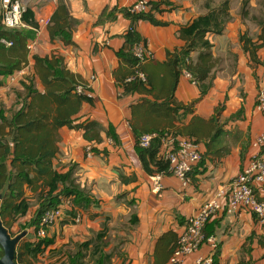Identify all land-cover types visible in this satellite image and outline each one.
I'll return each mask as SVG.
<instances>
[{"label":"crops","instance_id":"crops-1","mask_svg":"<svg viewBox=\"0 0 264 264\" xmlns=\"http://www.w3.org/2000/svg\"><path fill=\"white\" fill-rule=\"evenodd\" d=\"M23 1L31 2L28 6L39 21L38 31L28 24L25 27L35 31L27 42L26 65L27 74L34 78V87L41 93L46 91L35 67L34 56L57 58L61 65L87 82L93 93V101L83 102L72 120L76 123L97 122L101 137L99 142L86 139L84 129L67 125L52 127L50 131L57 148L53 168L61 173L72 172V179L85 192L87 201L82 207L75 205L74 211L82 215L80 223H75L72 210L62 205L63 217L47 229V236L54 238L55 242L45 254L57 252L68 244H83L106 227L105 252L113 254L109 264H171V257L167 259L161 253L156 255L158 239L169 231L179 237L189 218L213 196L217 187L228 184L260 153L252 142L264 124L263 115L256 109L264 77V65L257 60L264 61V42L259 40L262 27L255 15L263 7L264 0H230L231 20L224 33L209 34L217 63L208 92L202 96L199 85L183 72L175 98L180 103L191 105L190 109H179L171 122L163 117L149 118L163 127L172 124L184 129L196 125L194 119H202L203 127H206L205 134L201 128L197 135L201 139L203 158L191 171L189 182L184 184L180 178L168 174L162 178L158 192L152 190L153 174L143 167L132 127L133 105L146 98L155 100V94L120 96L121 89L115 75L116 71H125L117 51L124 44L123 34L132 25L122 8L139 0H64L69 14L78 20L70 33L71 42L60 37L52 39L50 24L40 23L41 19L52 17L62 0ZM170 2L174 4L173 9L157 14L165 25H154L146 20L137 24V30L148 41L156 62H164L169 51L184 44L178 36L179 27L205 12L202 0ZM243 8L247 12L245 16ZM242 35L251 37L254 45H260L256 48L255 60L244 48ZM29 45L33 47L30 49ZM197 55L198 52H193L192 58L196 60ZM0 78L7 81L4 75ZM31 99H27V91L21 81L8 87L0 86V135L4 139L11 141L14 137V116ZM214 118L217 121L211 123ZM49 121L53 122L52 119ZM217 129H221L218 134ZM88 146L96 149L91 156L86 154ZM12 158L8 160L10 168ZM31 171L33 187L38 188L34 191L25 185L30 202L32 197H39L44 185L43 179L37 180L38 172L34 168ZM257 191L259 199L264 201V184L259 185ZM224 204H227L226 200ZM226 208L205 228L206 233L215 235L220 243L216 264H264V222L247 210L229 212ZM31 211L30 208L27 215L19 216L17 220L30 216ZM6 220L11 233L19 234L13 233L17 220L12 224L8 223L9 218ZM27 232L18 249L28 241L39 239L33 227ZM113 247L117 252L112 250ZM208 252L209 247L204 245L188 256L186 262L194 264L199 255Z\"/></svg>","mask_w":264,"mask_h":264},{"label":"trees","instance_id":"trees-1","mask_svg":"<svg viewBox=\"0 0 264 264\" xmlns=\"http://www.w3.org/2000/svg\"><path fill=\"white\" fill-rule=\"evenodd\" d=\"M230 3V0H202L205 12L179 27L178 36L184 44L169 51L164 62H156L154 58L139 57L135 54L134 48L138 44H143L148 48V41L138 32L137 24L141 20H146L154 25H165V22L157 18V14L173 9L174 4L170 0L149 1V9L142 12H132L128 7L122 8L124 15L131 19L132 25L123 34L124 44L117 51V56L125 70L120 73L115 72L121 89L120 96L142 93L145 95L155 94L156 97L155 100L146 98L133 105L132 127L137 140L139 156L144 169L150 174L164 173L168 175L169 161L161 155L159 140H154L148 147L140 146L139 139L143 134L164 135L168 133L175 138L180 136L196 143L201 140L197 135L201 128L202 132L206 129L203 127L202 119H194L196 125L184 129L172 124L163 127L160 123L149 118L163 117L171 122L174 113L179 109H190L191 105L180 103L175 98V90L184 70L192 74L193 79L200 87L202 96L208 92L213 69L217 63L212 52L213 44L209 39V34L221 35L224 33L231 20ZM242 11L244 16L247 15L245 8ZM23 19L33 29L39 27L35 12L29 6ZM259 23L262 27L259 40L264 42V18L259 20ZM49 24L52 39L60 37L66 42H71L70 33L78 24V20L69 14L68 7L62 0L50 18ZM33 29L25 27L7 29L1 24L0 75H4L6 80L10 75L27 65L29 51L27 42L35 32ZM3 39L12 41L13 44L6 46L2 42ZM241 41L255 60L256 48L260 45H254L253 39L247 35H242ZM252 46L253 48H251ZM193 52H198L196 60L192 58ZM34 59L35 67L41 75L46 91L41 93L34 87V78L30 74L20 80L27 91V99L29 97L32 99L29 103L25 102L23 108L15 114L16 132L11 141L0 135V198L2 200L1 216L5 226L7 218L10 219L8 223L12 224L19 216L27 215L31 208V202L26 195L25 185L32 187L34 191L38 188V186L33 187L34 177L31 176V170L34 168L38 172L37 180L39 178L44 180V185L41 186L42 191L38 197L40 208L32 221L35 231H37L41 227L45 213L59 207L63 198H71L74 204L79 207H82L87 201L85 192L72 179V172L61 173L53 168V157L56 155L57 148L50 132L52 127L58 128L67 125L70 128H82L85 130L86 139H96L98 142L101 141V137L97 122L76 123L72 120L73 115L80 110L83 102L93 101V98L86 93L77 92L78 86H82L84 90L90 89L87 82L61 65L57 58L50 59L35 55ZM257 62L264 65V61L257 60ZM138 73H143L145 80L140 78ZM130 77L132 79H129ZM6 82L0 78V86L5 85ZM53 112L55 113L53 114ZM50 119L53 122H50ZM216 121L217 119L214 118L211 123ZM220 131L221 129H217V134ZM93 151L96 149L93 148ZM10 157H13L11 168L8 165ZM72 212L73 216L76 215V211L72 210ZM136 221L134 220V222ZM106 232V227H104L96 234V237L79 244V253L75 259H70L69 264L111 263L113 254L105 252L104 236ZM178 240L177 233L173 231L164 233L158 239L156 255L161 253L167 259L170 258L178 245ZM54 242V238L47 235L34 242L28 241L17 250L16 259L21 263L32 264V262H27L26 256L33 260L38 259ZM2 255L3 250L0 246V257ZM87 256L90 260L86 259ZM51 264H65V262L59 257Z\"/></svg>","mask_w":264,"mask_h":264},{"label":"built area","instance_id":"built-area-1","mask_svg":"<svg viewBox=\"0 0 264 264\" xmlns=\"http://www.w3.org/2000/svg\"><path fill=\"white\" fill-rule=\"evenodd\" d=\"M1 6V24L7 29L26 27L23 16L28 9V4L23 0H0ZM150 7L148 0H139L129 6L132 12L147 11ZM50 19H41L43 25L49 24ZM38 31V28H34ZM2 42L6 46H11L12 41L3 39ZM33 46L29 45L31 49ZM134 52L139 57L154 58L153 53L143 44H138L134 48ZM185 75L192 79L193 76L187 70L183 71ZM27 67L24 66L20 70L8 77L3 87H8L17 83L27 76ZM139 77L145 80L143 73H138ZM129 79H132L131 77ZM78 93H86L93 98L90 89L84 90L82 86L77 87ZM256 109L264 118V77L261 81V87L258 92ZM154 140H159L161 145V155L165 160L169 161V174L180 178L184 184L189 182V176L196 164L202 159L200 144L191 139L184 137H174L168 133L160 135L158 133H145L139 143L142 147H148ZM253 146L260 150L255 155L250 164L241 171L228 184H222L213 193V196L204 204H202L191 216L185 225L184 230L179 235L178 245L170 258L171 264H188L187 257L195 254L199 249L207 245L209 252L206 255H199L194 264H216V253L219 249V240L215 235L206 233L208 222L216 216L220 211L226 208L229 212H235L244 209L254 214L258 220L264 222V201L258 197V187L264 184V124L260 134L253 140ZM93 153L92 146L86 148V154L91 156ZM164 173H156L151 176L152 190L158 192L162 187V178ZM226 200L227 204H224ZM61 205L55 209L48 210L42 218L41 227L37 230L38 237L43 238L47 235V229L58 222L64 215L63 206H67L71 210H75V204L71 198H63ZM75 223L82 221V215L76 213L74 216Z\"/></svg>","mask_w":264,"mask_h":264},{"label":"rangeland","instance_id":"rangeland-1","mask_svg":"<svg viewBox=\"0 0 264 264\" xmlns=\"http://www.w3.org/2000/svg\"><path fill=\"white\" fill-rule=\"evenodd\" d=\"M29 3H31V2H27V4H29ZM263 3H264V1H263ZM255 17L258 20H261L264 18V4H263V7H260V10L257 13V15H255ZM39 208H40V200H38V198L36 196L32 197L31 198V210L32 211L30 213V216L23 217L20 220H17L16 223L14 224L16 226L13 228V233H17V232L21 233L22 231L27 230V229H31L32 227L35 230V226H33L32 221H33L37 211L39 210ZM78 245L79 244H74V245L68 244L65 247L59 248L61 250H59L57 252L46 253L44 255H41L38 259H35V260H31L29 258V256L28 257L26 256V260H27V262H32V264H51L52 263L51 260L55 261V258L61 257L63 259V261L65 262V264H69L70 259H75V257L79 253ZM112 250L117 252L115 247H113ZM86 259L90 260V258H88V257Z\"/></svg>","mask_w":264,"mask_h":264},{"label":"water","instance_id":"water-1","mask_svg":"<svg viewBox=\"0 0 264 264\" xmlns=\"http://www.w3.org/2000/svg\"><path fill=\"white\" fill-rule=\"evenodd\" d=\"M28 234L27 230L17 235H13L4 225L1 216V198H0V246L3 255L0 257V264H19L17 261V250L21 240Z\"/></svg>","mask_w":264,"mask_h":264},{"label":"bare ground","instance_id":"bare-ground-1","mask_svg":"<svg viewBox=\"0 0 264 264\" xmlns=\"http://www.w3.org/2000/svg\"><path fill=\"white\" fill-rule=\"evenodd\" d=\"M178 227V226H177ZM155 264V263H154Z\"/></svg>","mask_w":264,"mask_h":264}]
</instances>
